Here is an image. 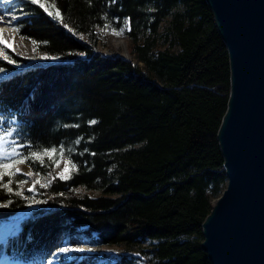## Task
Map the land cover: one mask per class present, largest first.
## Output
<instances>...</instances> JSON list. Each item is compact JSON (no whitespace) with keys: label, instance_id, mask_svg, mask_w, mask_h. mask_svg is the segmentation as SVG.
Listing matches in <instances>:
<instances>
[{"label":"trees","instance_id":"16d2710c","mask_svg":"<svg viewBox=\"0 0 264 264\" xmlns=\"http://www.w3.org/2000/svg\"><path fill=\"white\" fill-rule=\"evenodd\" d=\"M19 1L16 30L58 59L8 56L18 67L0 58L1 132L28 153L63 147L75 167L68 180L36 184L38 198L0 187V204L11 201L0 221L22 217L0 256L44 264L68 238L118 245L121 257L100 263L95 252L62 264H212L201 242L227 180L217 132L230 63L207 1L43 0L62 21ZM129 20L131 57L97 50L105 25ZM27 161L44 174L56 156ZM12 179L20 190L23 175Z\"/></svg>","mask_w":264,"mask_h":264},{"label":"water","instance_id":"95a60500","mask_svg":"<svg viewBox=\"0 0 264 264\" xmlns=\"http://www.w3.org/2000/svg\"><path fill=\"white\" fill-rule=\"evenodd\" d=\"M206 1L228 49L230 93L217 132L227 184L201 247L212 264H264V0Z\"/></svg>","mask_w":264,"mask_h":264},{"label":"rangeland","instance_id":"374dc122","mask_svg":"<svg viewBox=\"0 0 264 264\" xmlns=\"http://www.w3.org/2000/svg\"><path fill=\"white\" fill-rule=\"evenodd\" d=\"M2 1L4 2V4H3L2 8H0V9H4L6 11L7 25L4 26V28L6 27V30L3 31V33H0V37L7 38L8 33L10 31H12L13 29H14V31L17 32L16 27L18 24V19L20 17H22V14L18 12V9L20 6L19 0H2ZM121 28H125V31L121 35H116L113 33L112 29H115V28H102L101 29L102 41L97 42V46H96L97 50L101 51L104 54H118L121 56L126 55L128 58L131 57L132 42L127 35L126 27L122 26ZM121 28L116 29V31H119ZM17 33L21 36V34L19 32H17ZM83 37L85 39L87 38L86 36H83ZM22 38L30 43L32 49H35V51L33 50V52H34L33 54L26 56V55L18 52L15 48H8L7 47L5 50L0 49V52H2V54H0V58L4 59L5 55L6 56L19 55V56L27 57V58L33 59V60L43 59L42 57H44L45 55L43 53L37 54L35 45L32 43V40H30V39L27 40L25 37H22ZM116 46H118V47H116ZM52 57H56V56H52ZM52 60H55V59H52ZM13 64H16V62ZM16 65L18 67H20V66H23L24 63L21 62V63H18ZM5 73H6L5 70L0 71V77H3V75ZM1 121L2 120L0 119V123H1ZM8 131H11V130H5V131L1 132V127H0V135L7 136ZM12 141H15L17 144H20L17 141V139L14 137V135H12L11 137H8L7 142L3 146L5 148H9ZM49 150H51V149H49ZM19 151L22 153V156L28 155L29 157H31L29 155V153L24 152L22 148L19 149ZM41 153H43V151ZM55 156H56V161H60L59 167H56V162H55V165H54L52 171H49V172L44 173V174L35 171L33 169V167L31 166V164L28 163V161H26L25 163H22V164L15 165V167H18L21 170V173H23V174L32 173L31 175H23L22 180H27V183L22 184V185L19 184V189L20 190L22 189L23 194L38 198L39 197V190L37 189L36 186H35V191H32V192L28 191V189L33 186L35 181L40 180L41 181L40 184L42 186L47 185L49 183V181L52 180V178L54 176H59V173H61L63 171V169L65 168L66 164H68V161L69 160L71 161V159L69 158L68 155H66L64 150H63V156H61V149L56 150ZM45 157H48V156H43L42 157L43 161H44ZM32 159H35V158H32ZM72 164H73V162H72ZM69 167L71 168V165H69ZM73 169L74 168H71V171ZM22 180H20V181H22ZM226 184H227V180H226L225 186H226ZM212 203H213V200H212ZM21 222H22V217H19V216L13 217L9 220L0 221V225L2 223L3 224L9 223V225L11 226L10 229L7 231V234L4 236V238L0 239V245L2 242L6 241L8 236L17 234L18 232L21 231V229H22V223ZM143 245L145 248L149 247L147 242H146V244H143ZM61 248H67V249H69V251L64 253V256H62L58 260V264H62L64 260H66L68 262L69 260L74 259L76 257V255H80L79 257L82 258L83 256H86V254L95 253V252H98L97 254L99 255L98 256L99 257L98 262H100V263L101 262L112 263L121 257V252H122V248L118 245H115V244H94V243H91L90 241H87V240L83 243H80V244H72L68 238H65L63 240V245L59 249H61ZM5 256L6 255L0 256V260ZM6 259H8V258H6ZM21 264H30V263L21 262ZM45 264H47V261L45 262Z\"/></svg>","mask_w":264,"mask_h":264},{"label":"snow or ice","instance_id":"6c2138e0","mask_svg":"<svg viewBox=\"0 0 264 264\" xmlns=\"http://www.w3.org/2000/svg\"><path fill=\"white\" fill-rule=\"evenodd\" d=\"M31 3L34 5H38L41 9H43L49 16L55 17V18H59L62 21V15L59 9H56L55 12L51 11L46 4L43 2V0H31ZM131 21L129 20L125 27L127 28L128 31L131 30L130 27ZM66 28L68 27V25H64ZM108 26L105 25V28H107ZM113 33L116 35H121L123 34V32L125 31V28H121L119 31H116V29H112ZM0 43L4 44L6 47L8 48H12V45L7 41L2 39V37H0ZM33 44L36 43V41H32ZM35 51V49H33ZM0 54H2V52H0ZM43 59H58L57 57H48V56H44L42 57ZM4 59L9 62V63H15V60L10 59L8 56H4ZM0 71H3L2 68H0ZM92 123L94 124L95 121H92ZM14 131V130H13ZM13 134L12 131H8L7 132V136L5 135H0V182H3L4 177L8 176L9 179L7 182L4 183H0V187H2L3 189H6L7 194H15L16 196H22L23 195V191L18 190V191H14L13 187H12V183H13V177L17 174H22V175H31L32 173H27V174H23L21 173V170L18 167H15V165L17 164H22L25 163L29 156L28 155H24L22 156V153L19 151V149L26 147L23 144H17L15 141H12L11 145L9 148H5L3 145L7 142L8 137H11ZM77 143H79V141H77ZM56 154V148H51V150L49 149H44L43 153L39 152V151H31L29 153V155L32 158L38 159L41 161V163H43V156H48L49 158L54 157ZM61 156H63V147H61ZM60 165V161H56V167H59ZM69 165H71V168H74L75 165L72 164V162L69 160L68 164H66L65 168L63 169V171L61 173H59V178L62 180H68L71 178L70 175V171L71 168L69 167ZM27 183V180H22L19 181L18 184L22 185ZM41 183L40 180L35 181V183L33 184V186L31 188L28 189L29 192L35 191V186L36 184ZM27 199V197H25ZM11 203V201L9 200L8 204H0V207H8L9 204ZM69 249L67 248H61L60 252L66 253L68 252ZM49 264H52L51 261H49Z\"/></svg>","mask_w":264,"mask_h":264},{"label":"bare ground","instance_id":"6f19581e","mask_svg":"<svg viewBox=\"0 0 264 264\" xmlns=\"http://www.w3.org/2000/svg\"><path fill=\"white\" fill-rule=\"evenodd\" d=\"M4 2L0 0V8H2ZM7 25V16L6 11L4 9H0V33H3V31L6 30ZM18 32V31H17ZM14 29L8 33L7 38H2L4 40H7L11 45L12 48H15L18 52L28 56L30 54H33V49L31 48V45L28 41L24 40L22 35L20 36ZM119 41V40H118ZM118 47V46H116ZM7 47L0 43V49L5 50ZM6 222V221H5ZM9 223H2L0 225V239L4 238V236L7 234V231L10 229ZM60 248V247H59ZM56 249L53 254L47 259V264H49V261L52 262V264H58V260L64 256L63 252H60V249ZM141 254V253H140ZM138 256V255H137ZM143 256V255H142ZM8 258V259H6ZM0 264H21V261L15 260L10 258L9 256H5L0 260Z\"/></svg>","mask_w":264,"mask_h":264}]
</instances>
